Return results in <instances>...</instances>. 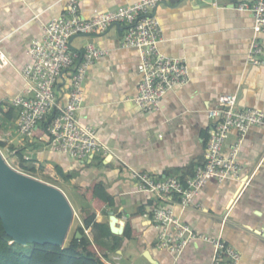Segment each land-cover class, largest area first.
<instances>
[{
  "label": "crops",
  "instance_id": "1",
  "mask_svg": "<svg viewBox=\"0 0 264 264\" xmlns=\"http://www.w3.org/2000/svg\"><path fill=\"white\" fill-rule=\"evenodd\" d=\"M137 1L78 0L85 18L95 11ZM232 6L230 0H218L217 5L209 0H169L158 6L155 14L163 28L160 51L184 59L190 71L189 83L169 91L159 110L141 111L134 101L141 80V56L137 48L124 44L125 25L121 26L124 29L115 25L105 33L72 40L78 49L93 42L107 51L89 68L78 117L94 126L114 153L83 160L56 151L45 132L21 136L17 124L20 110L12 104L20 95L33 96L22 69L31 61V44L43 35L46 24L64 13L66 0H0V140L8 151L15 148L14 159L24 165V171L46 182L51 179L64 191L75 211L74 235L83 224L84 211L96 213L95 221L102 223L103 229L91 226L83 237L109 249L110 257H118L120 263L131 257L141 264H155L144 255L146 251L156 264L212 262L213 248L202 242L187 246L178 259L158 247L159 229L145 212L156 198L139 190L130 168L157 179L176 175L185 181L205 160L214 123L208 110L222 96L237 95L240 109L264 112V31L255 28L251 13ZM254 40L263 48L259 65L248 61ZM238 137L236 131L231 132L225 154ZM238 163L239 178L210 181L202 189L196 199L201 208L182 210L176 204L175 211L195 230L221 235L241 254L238 264H264V127L250 128L241 143ZM245 181L249 182L246 187ZM93 184L111 197V204L102 210L91 207L80 192ZM112 211L119 216L120 225L126 228L130 221L139 235L130 240L123 235L116 238L110 228Z\"/></svg>",
  "mask_w": 264,
  "mask_h": 264
},
{
  "label": "built area",
  "instance_id": "2",
  "mask_svg": "<svg viewBox=\"0 0 264 264\" xmlns=\"http://www.w3.org/2000/svg\"><path fill=\"white\" fill-rule=\"evenodd\" d=\"M167 1L139 0L114 10L95 11L85 18L81 16L78 0H66L64 13L46 24L43 35L30 46L31 61L23 67L22 75L33 96L20 95L12 102L20 110L19 134L33 137L38 125L50 119L45 137L56 151L83 160L98 154H113L114 151L99 138L97 129L78 117L85 101L89 68L107 51L93 42L78 49L73 47L72 40L78 36L105 33L116 23L125 25L124 44L137 48L141 56L138 67L141 80L134 101L141 111L159 110L169 91L190 81L186 61L168 57L159 48L163 28L155 11ZM230 1L237 10L251 13L255 28L264 31V0ZM211 2L218 4V0ZM262 53L261 44L254 40L248 61L254 65L263 63ZM63 82L67 85L65 90L62 88L64 84L61 85ZM208 116L214 123L209 129L205 160L196 166L194 174L187 180L176 175L157 179L147 172L130 169L138 181L139 190L156 198L157 206L152 213L146 214L159 229L158 247L178 259L187 246L202 242L213 248L211 264H238L241 254L234 246L221 235L195 230L177 215L175 205L181 206L182 210L191 206L201 208L196 199L210 181L223 182L240 177L238 155L241 143L251 127H264V112L254 108L240 109L238 96L233 94L222 96L219 103L208 110ZM233 131L238 133V140L225 154L226 142ZM248 183L245 181V187ZM88 233L85 228V234ZM100 256L108 264H121L118 257H106L102 252Z\"/></svg>",
  "mask_w": 264,
  "mask_h": 264
},
{
  "label": "water",
  "instance_id": "3",
  "mask_svg": "<svg viewBox=\"0 0 264 264\" xmlns=\"http://www.w3.org/2000/svg\"><path fill=\"white\" fill-rule=\"evenodd\" d=\"M115 25L124 29L119 23ZM0 217L15 243L64 247L75 211L62 189L11 166L0 150ZM118 221L119 216L110 212L112 233L123 235L125 225ZM75 236L79 239L84 235L78 230ZM144 255L157 263L149 251Z\"/></svg>",
  "mask_w": 264,
  "mask_h": 264
},
{
  "label": "trees",
  "instance_id": "4",
  "mask_svg": "<svg viewBox=\"0 0 264 264\" xmlns=\"http://www.w3.org/2000/svg\"><path fill=\"white\" fill-rule=\"evenodd\" d=\"M50 119L42 123L34 130L35 136H40L47 130ZM4 143L0 141V147ZM20 160L24 157L19 153ZM85 200L90 203L91 207L102 210L105 205L111 204V197L106 190L98 184H93L88 188L80 190ZM157 206L156 201H152L145 209V212L152 213ZM96 220V213L85 210L83 213V225L78 230L84 235L85 228L94 226L103 229V224ZM110 231V230H109ZM111 233V231H110ZM112 234V233H111ZM139 235V232L133 228L129 221L123 237L132 239ZM118 238L117 235H114ZM31 248L28 252L18 250L20 245L15 243L13 239L6 233L2 219L0 217V264H108L101 256L100 252L106 257H110L109 249L93 243L86 237L76 238L74 235L71 242L64 247L52 244H28ZM116 245V244H115ZM118 246V244H117Z\"/></svg>",
  "mask_w": 264,
  "mask_h": 264
},
{
  "label": "rangeland",
  "instance_id": "5",
  "mask_svg": "<svg viewBox=\"0 0 264 264\" xmlns=\"http://www.w3.org/2000/svg\"><path fill=\"white\" fill-rule=\"evenodd\" d=\"M0 141H2V140H0ZM4 143V142H3ZM10 146L12 145V144H9ZM15 145V144H14ZM15 147H17L16 145H15ZM1 149V151H2V153H4L3 155H4V157L7 159V161L9 162V164L11 165V166H13V167H15L16 169H18V170H20V171H22V172H24L25 174H29V173H27L26 171H24V165L22 164V163H19V161H16L15 159H14V155L16 154L15 153V148L14 147H10V151H8V149L6 148V146H5V144H4V146H1L0 147ZM29 175H31V174H29ZM31 176H34V175H31ZM37 177L38 176H40V175H36ZM35 177V176H34ZM43 181H47L45 178L44 179H42ZM48 182H50L51 184H55L56 185V183H54L55 181H53V180H51L50 179V181H48ZM76 225H77V220H74L73 221V224H72V226H71V229L69 230V232H68V235H67V239H66V241H65V244H64V246H67L70 242H71V240H72V238H73V236H74V233H75V230H76ZM20 246L19 247H17V249L18 250H21V251H24V252H28L29 250H30V248H31V245H21V244H19ZM122 264H141V260H133V258H131V257H126V258H124L123 260H122V262H121Z\"/></svg>",
  "mask_w": 264,
  "mask_h": 264
},
{
  "label": "bare ground",
  "instance_id": "6",
  "mask_svg": "<svg viewBox=\"0 0 264 264\" xmlns=\"http://www.w3.org/2000/svg\"><path fill=\"white\" fill-rule=\"evenodd\" d=\"M22 172V171H21ZM24 173V172H23Z\"/></svg>",
  "mask_w": 264,
  "mask_h": 264
}]
</instances>
